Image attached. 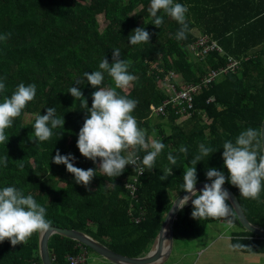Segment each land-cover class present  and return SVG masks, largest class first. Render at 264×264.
<instances>
[{
  "label": "trees",
  "instance_id": "1",
  "mask_svg": "<svg viewBox=\"0 0 264 264\" xmlns=\"http://www.w3.org/2000/svg\"><path fill=\"white\" fill-rule=\"evenodd\" d=\"M150 2L0 0V35L11 33L6 41H0V79L6 84L0 102L5 95L10 97L20 83L37 85L34 101L6 130L8 143L0 144V159L8 155L7 166L0 163V189L15 186L24 195L31 194L46 207L51 225L81 230L129 257L150 250L174 199L184 191V166H191L199 145L217 151L197 163V182L208 180L206 171L212 167L227 177L224 142H235L248 128H261L264 120V0H175L189 9L186 39L179 41L175 36L181 25L161 11L158 15L163 16L164 23L157 27L148 11ZM99 15L107 20L104 28L100 27ZM137 27L150 33L148 43H130L129 36ZM202 36L211 44L193 49ZM115 48L120 49L122 59L132 61L129 71L137 77L128 89L118 91L138 101L133 115L148 139L166 145L155 169H145L139 175L136 198L126 188L127 182L138 175L133 165H127L116 178L97 171L90 186L85 187L75 182L66 165L52 159L59 151L75 156L72 162L77 167H98L99 161L84 157L77 146L79 131L90 113L68 91L72 86L79 87L91 107L98 86L88 83L84 73L100 70L104 58L112 63ZM230 58L239 60L240 67L225 72ZM171 70L183 78L177 82L173 76L170 85L174 87L168 92L158 82ZM212 70L220 75L198 92L190 93V113L179 112L181 105L174 104L172 95L202 82ZM103 86H114L107 73ZM168 100L171 102L164 114L153 113L152 105ZM48 107H55L57 117L64 115V128L54 129L48 141H34L30 136H34L35 118L46 114ZM182 107H188V102ZM182 145L187 147V155L179 151ZM169 153L178 157L177 165L169 163ZM145 154L138 153L141 159ZM169 167L173 174L162 181L160 177ZM225 185L237 196L247 218L264 228V203L241 197L230 179ZM192 211V203L179 209L174 242L194 239L205 232L209 223L223 221H200L192 217ZM234 223L243 229L233 232L232 245H245L236 248L242 252L263 253L264 238L245 230L237 216ZM81 247L91 249L58 233L49 238L53 264H67V256L77 254ZM0 264H42L39 234L25 245L13 247L9 240L0 243Z\"/></svg>",
  "mask_w": 264,
  "mask_h": 264
},
{
  "label": "clouds",
  "instance_id": "2",
  "mask_svg": "<svg viewBox=\"0 0 264 264\" xmlns=\"http://www.w3.org/2000/svg\"><path fill=\"white\" fill-rule=\"evenodd\" d=\"M148 11L157 27L164 23L163 16L158 15L161 11L174 19L181 25L175 38L178 41L186 39L189 11L186 5L175 0H151ZM10 35L11 33L0 35V41H6ZM150 39V33L142 27L135 28L129 36L133 45L148 43ZM131 65L132 61L122 59L120 49L115 48L112 63L104 58L99 63L100 70L84 73L88 83L94 88L98 86V90L92 94L91 107L79 87L72 86L68 91L90 113L78 134L79 151L84 157L99 163L97 168L85 170L72 162L75 156L61 155L59 151L52 159L56 164L66 165L67 170L74 175L75 182L85 187L90 186L97 171L108 178L120 176L127 165H133L141 175L145 169L152 171L166 147L159 140H149L145 129L139 126V121L133 115L138 101L118 91L128 89L137 80L129 71ZM105 73L111 77L114 86H103ZM5 91L6 84L0 79V93ZM36 94L35 83H20L10 97H3L0 102V144L8 143L6 130L13 127L14 121L22 115L28 103L34 101ZM64 125V115L57 117L55 107H48L46 114L36 116L34 136L30 137L38 142L48 141L54 135L53 130L64 128ZM222 148L224 166L229 176L226 177L223 171L215 167L209 168L206 177L212 182L206 183L202 190H197V163L217 151L201 143L199 154L191 160V166H184L181 188L187 194L179 200L178 207L182 210L191 201V215L194 219L223 220L227 229H233L237 211L234 203L230 205L227 202L231 195L223 185L230 179V183L239 189L241 197L264 203L261 200V194L264 193V128H248L237 136L235 142L225 141ZM140 151L146 153L142 159L138 155ZM179 151L187 155L188 149L182 145ZM167 159L173 166L178 163V157L171 153ZM0 163L6 167L8 155L0 159ZM20 167L23 169V165ZM172 174L173 168H166L160 179L164 181ZM46 214V207L38 203L31 194L24 195L15 186L3 187L0 189V243L9 240L13 247L21 243L25 245L34 234L47 233L51 221L46 219ZM233 247L242 248L245 245L237 243Z\"/></svg>",
  "mask_w": 264,
  "mask_h": 264
},
{
  "label": "water",
  "instance_id": "3",
  "mask_svg": "<svg viewBox=\"0 0 264 264\" xmlns=\"http://www.w3.org/2000/svg\"><path fill=\"white\" fill-rule=\"evenodd\" d=\"M261 128H264V120L262 122ZM211 180L199 181L196 184L197 190H202L206 183H211ZM223 187L230 193L231 199L229 200L231 204H235L237 217L240 224L245 230H248L255 234L256 236L264 238V228L253 224L246 216L241 203L239 202L237 196L234 192L227 186ZM187 192H181L173 201L172 206L167 213L164 222L153 242V245L149 252L145 255L137 257H129L119 254L109 248L107 245L92 237L91 235L74 228L59 227L51 225L50 230L45 234H39V254L42 260V264H53L50 252H49V238L51 235L58 233L63 236L72 238L94 250L103 258L115 263V264H164L170 257L173 244H174V221L177 217L179 211L178 203L179 200L186 195ZM194 199V197H193ZM177 201V203H176ZM176 203V204H175ZM175 204V205H174ZM189 201L185 206L190 205ZM166 227V231L164 228Z\"/></svg>",
  "mask_w": 264,
  "mask_h": 264
},
{
  "label": "rangeland",
  "instance_id": "4",
  "mask_svg": "<svg viewBox=\"0 0 264 264\" xmlns=\"http://www.w3.org/2000/svg\"><path fill=\"white\" fill-rule=\"evenodd\" d=\"M100 27L104 28L107 20L103 15H99ZM178 82L183 78L182 74L171 70ZM170 75V73H169ZM167 74L166 77L169 76ZM163 78L158 82L160 87H165L170 92L168 80ZM129 191V189H127ZM133 197V196H132ZM236 225L233 229L240 228ZM242 228V227H241ZM233 229H227L224 221L209 223L205 232L191 240H178L174 242L171 257L165 262L167 264H245L240 250L233 247L231 236ZM243 229V228H242ZM153 245V244H152ZM151 245V247H152ZM151 249V248H150ZM149 252V251H148ZM147 252V253H148ZM146 253V254H147ZM86 264H115L96 253L88 250ZM164 263V264H165Z\"/></svg>",
  "mask_w": 264,
  "mask_h": 264
},
{
  "label": "built area",
  "instance_id": "5",
  "mask_svg": "<svg viewBox=\"0 0 264 264\" xmlns=\"http://www.w3.org/2000/svg\"><path fill=\"white\" fill-rule=\"evenodd\" d=\"M202 44H211V43H209L208 38L206 36H202L192 45V48L196 49L197 47L201 46ZM214 45L215 44H213L212 46H214ZM238 67H240L239 60H237L235 58H230L228 66L226 68H224L223 71H225V72L226 71L227 72L228 71H234ZM219 75L220 74L218 73V71L212 70L208 76H205V78L203 79L202 82L197 83L195 85H191L189 87V90H187V91L176 93V95L174 97L172 95L171 100L173 99L174 104L181 105V107L178 109V111L181 112L182 114H185V112L190 113L189 111L191 110V107H192V103H191L192 97L190 96V93L192 91L198 92L201 89V86L207 84L210 80H212L213 78H215ZM173 76H174L173 72H170V75L168 77H166V79L168 80V85H170V80L172 79ZM170 86H171V88L174 87L173 85H170ZM173 91H174V89H173ZM171 100L166 101L162 105H152L153 113L155 112V114H160V113L164 114L167 110V104L170 103ZM185 101L188 102V107H182V104ZM139 175H140V172L138 171V175L132 177L131 178L132 181L130 180L126 184L127 185L126 188L129 189L133 198L137 197L136 190L138 187ZM135 221L138 222L139 218L135 219ZM80 249H81L80 252H78L77 254L67 256V260H68L67 264H84L85 263V261L87 260V257H88V250L85 247H81Z\"/></svg>",
  "mask_w": 264,
  "mask_h": 264
},
{
  "label": "crops",
  "instance_id": "6",
  "mask_svg": "<svg viewBox=\"0 0 264 264\" xmlns=\"http://www.w3.org/2000/svg\"><path fill=\"white\" fill-rule=\"evenodd\" d=\"M235 223V227H236ZM242 228H237L233 229L232 232L234 231H241ZM231 239V238H230ZM241 254L243 255V258L246 260L245 264H264V252L263 253H252V252H242L240 251Z\"/></svg>",
  "mask_w": 264,
  "mask_h": 264
},
{
  "label": "bare ground",
  "instance_id": "7",
  "mask_svg": "<svg viewBox=\"0 0 264 264\" xmlns=\"http://www.w3.org/2000/svg\"><path fill=\"white\" fill-rule=\"evenodd\" d=\"M164 231H166V227L164 228Z\"/></svg>",
  "mask_w": 264,
  "mask_h": 264
}]
</instances>
